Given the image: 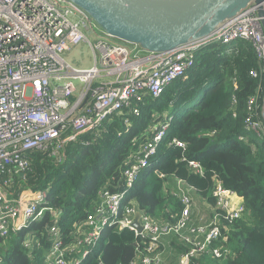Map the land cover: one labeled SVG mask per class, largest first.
Segmentation results:
<instances>
[{"label": "trees", "instance_id": "obj_1", "mask_svg": "<svg viewBox=\"0 0 264 264\" xmlns=\"http://www.w3.org/2000/svg\"><path fill=\"white\" fill-rule=\"evenodd\" d=\"M263 79L264 60L250 42L208 45L194 54L186 75L166 87L160 97L130 101V107L139 108L138 116L124 109L98 133L63 142L60 161L47 152L32 151L27 170L13 174L10 191L15 195L26 190L47 192L46 207L63 217L58 226L64 234L63 247L68 246L87 232L82 222L101 207L102 192L126 189L127 164L134 163L143 145L168 125L127 201H135L152 223L175 224L183 205L176 189L169 187L180 181L205 203L209 213L214 209L219 215L218 238L188 264H264V133L246 125L250 98L258 93ZM188 161L198 162L202 173L190 168ZM217 182L244 207L245 212L232 222L216 206L212 193ZM52 225L46 212L26 230L3 240L1 264H46ZM27 236L32 239L31 251L22 245ZM166 240V248L158 247L165 253L164 264H176L179 255L192 248L177 236ZM97 244L89 248L81 264H130L137 245L141 256L147 253L148 239L125 229H106ZM215 249L226 250V257H216ZM167 252L172 254L166 258Z\"/></svg>", "mask_w": 264, "mask_h": 264}, {"label": "built area", "instance_id": "obj_2", "mask_svg": "<svg viewBox=\"0 0 264 264\" xmlns=\"http://www.w3.org/2000/svg\"><path fill=\"white\" fill-rule=\"evenodd\" d=\"M261 19L255 9H248L206 39L170 53L150 54L137 45L109 38L69 0H0V240L23 231L46 212L60 216L46 207L45 192L26 190L15 195L10 191L13 174L27 170L32 151L47 152L60 161L63 142L98 133L124 109H131L138 116L139 108L130 107V101L160 97L166 87L192 68L194 54L208 45L250 42L258 58L264 60ZM81 44L88 46L93 57V65L86 69L73 67L64 60L66 53ZM250 74L256 76L253 71ZM246 125L257 131L249 119ZM167 127L161 126L151 141L143 145L134 163L127 164V187L148 166ZM172 143L183 148L177 140ZM188 166L202 173L198 162L188 161ZM191 192V188L176 182L183 209L172 225L152 223L132 207L119 214L121 196L102 192L101 207L82 222L88 227L82 238L62 247L61 239L57 240L60 229L51 228L55 237L47 255L48 264H80L89 254L87 248L94 246L106 227L125 229L148 239L147 253L141 256L137 245L136 258L130 264H164L165 253L158 247L166 248L165 239L171 236L192 246L179 255L176 263L188 264L191 257L219 236V215L214 209L205 223L194 224L197 214L192 210L195 200ZM212 195L229 222L245 212L242 204L233 203L236 195L220 183H216ZM104 209L109 214H104ZM137 212L143 226L140 233L131 227ZM213 254L225 258L227 251L215 249Z\"/></svg>", "mask_w": 264, "mask_h": 264}, {"label": "water", "instance_id": "obj_3", "mask_svg": "<svg viewBox=\"0 0 264 264\" xmlns=\"http://www.w3.org/2000/svg\"><path fill=\"white\" fill-rule=\"evenodd\" d=\"M109 38L164 54L208 38L248 9L261 17L264 0H69ZM159 176V174L157 173ZM140 213L131 227L140 233Z\"/></svg>", "mask_w": 264, "mask_h": 264}, {"label": "rangeland", "instance_id": "obj_4", "mask_svg": "<svg viewBox=\"0 0 264 264\" xmlns=\"http://www.w3.org/2000/svg\"><path fill=\"white\" fill-rule=\"evenodd\" d=\"M64 60L67 63L71 64L73 67H76L78 69H86L93 65V57L90 49L86 44H81L74 50L66 53L64 55ZM250 99L253 104L250 106L251 110L249 111L248 119L250 120L252 125H255L254 127L258 131V133H260L261 131L264 133V79H263V85L259 89L258 93L255 96L251 97ZM252 118L258 121L254 123L251 121ZM175 185L176 183L173 182L172 186L169 187L171 191L176 189V188H172L173 186L175 187ZM197 205L198 204L196 203V201H194V206L192 210L194 211L195 214H197V216L194 219V224L201 225L203 224L202 223L203 219L206 221L208 220L209 214L199 213ZM198 206L200 207V205ZM166 239L165 242H168V240ZM170 254H172V252H167L166 258L170 257Z\"/></svg>", "mask_w": 264, "mask_h": 264}, {"label": "clouds", "instance_id": "obj_5", "mask_svg": "<svg viewBox=\"0 0 264 264\" xmlns=\"http://www.w3.org/2000/svg\"><path fill=\"white\" fill-rule=\"evenodd\" d=\"M165 131H166V129H165ZM164 131V132H165ZM164 135V134H163ZM163 137V136H162ZM153 157V156H152ZM151 157V158H152ZM150 158V159H151ZM149 159V160H150ZM148 166H149V163H148ZM147 166V167H148ZM146 167V168H147ZM145 169V168H144ZM143 169V170H144ZM142 170V171H143ZM142 171H140L139 172V176H140V174L142 173ZM156 174H157V172H156ZM159 174V173H158ZM138 176V177H139ZM159 176H161L160 174H159ZM138 179V178H137ZM137 179H136V181H137ZM136 181H134V183H133V185L131 186V187H127V182H126V185H125V190L123 191V192H121V193H116V194H118V195H120L121 196V200H120V204H119V211H118V213L119 214H123V211H124V209L125 208H127V207H132V208H136L138 211H140L138 208H137V204L135 203V201H133V200H131V201H127V198H128V195H129V193L131 192V190L133 189V187H134V185H135V182ZM43 192H45V191H43ZM46 193V195L48 196V193L47 192H45ZM103 201V200H102ZM102 205V204H101ZM49 213V212H48ZM103 213L104 214H109V210L108 209H104V211H103ZM137 213H139V212H137ZM50 214V216H51V218H52V222H53V225L50 227V229H49V239L47 240V244H48V249L46 250V252H45V255H44V261H45V263L46 264H48V261H47V255H49V253H50V249H51V246H52V244H53V242H54V235H53V233L51 232V228L52 227H57V228H59L60 229V227L58 226V224L60 223V222H62V220H63V217L60 215V216H58V217H55V215H51V213H49ZM57 214V213H56ZM32 223H34V221H32V222H30L26 227H25V229L24 230H26ZM106 229H111V228H109V227H106L104 230H106ZM23 230V231H24ZM113 230H116V229H113ZM120 231V230H119ZM20 232H22V231H18L17 233H15V234H18V233H20ZM15 234H11L10 236H12V235H15ZM9 236V237H10ZM9 237H7V238H9ZM7 238H5V239H7ZM5 239H1L0 240V243H2V241L3 240H5ZM61 239V241H62V247H63V241H64V234L61 232V230H60V235L58 236V238H57V240H60ZM23 247L26 249V250H32L33 249V247H32V239L30 238V237H28L27 236V238L23 241ZM98 246V244H97V242H95V244H94V246H90L89 248H95V247H97ZM65 247V246H64ZM89 248H87L88 250H89ZM83 249V248H82ZM81 249V250H82ZM80 250V251H81ZM2 251H3V247H2V245L0 246V256H1V260H2ZM79 254H81L80 252H79ZM89 254H90V250H89ZM89 254L87 255V256H85L84 257V259H82V261H84V260H86L87 259V257L89 256ZM1 260H0V264H1ZM82 263V262H81ZM80 263V264H81Z\"/></svg>", "mask_w": 264, "mask_h": 264}, {"label": "crops", "instance_id": "obj_6", "mask_svg": "<svg viewBox=\"0 0 264 264\" xmlns=\"http://www.w3.org/2000/svg\"><path fill=\"white\" fill-rule=\"evenodd\" d=\"M172 188H176V185H175V187L173 186ZM192 197L194 198V200L196 201V203L198 204V205H200V207L197 205V208H198V212L199 213H208V214H210L209 213V209L206 207V205H205V203L203 202V201H201L197 196H194V195H192ZM232 201H233V203L235 204V205H238V204H240L239 203V200H238V197H234L233 199H232ZM205 218H206V216H205ZM206 220H202V223H204Z\"/></svg>", "mask_w": 264, "mask_h": 264}]
</instances>
